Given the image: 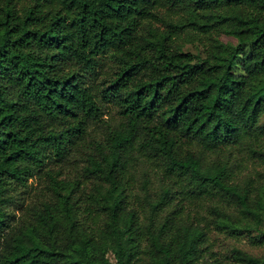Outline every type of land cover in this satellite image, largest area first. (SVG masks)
<instances>
[{
	"label": "trees",
	"instance_id": "16d2710c",
	"mask_svg": "<svg viewBox=\"0 0 264 264\" xmlns=\"http://www.w3.org/2000/svg\"><path fill=\"white\" fill-rule=\"evenodd\" d=\"M242 3L0 0V264H264L211 238L264 241V25Z\"/></svg>",
	"mask_w": 264,
	"mask_h": 264
},
{
	"label": "rangeland",
	"instance_id": "374dc122",
	"mask_svg": "<svg viewBox=\"0 0 264 264\" xmlns=\"http://www.w3.org/2000/svg\"><path fill=\"white\" fill-rule=\"evenodd\" d=\"M242 4L244 5L243 17L247 22L252 25H264L263 18L256 12V8H259L261 6V0H243ZM219 38L223 41H234L231 36L227 35L224 32H221L219 34ZM182 49L193 54L198 53L200 55H203L202 44H200L197 38H195L191 42L183 40ZM235 70H238V68H235ZM105 71H108L107 66L99 72L98 76H100V74L104 73ZM255 125L257 130L261 132L260 136L264 137V114L259 115ZM245 166V169L242 171L243 173H240L238 175V178L242 181L247 176L246 171L251 168V161L248 160L247 162H245ZM250 234L251 236L247 233H242L237 237H230L222 233L213 232L211 233V238L214 241L213 248L222 259H225L224 256L230 255L231 247L235 246L264 260V241L258 240V233L256 229H251ZM108 257L110 258V260H114L111 253H108Z\"/></svg>",
	"mask_w": 264,
	"mask_h": 264
}]
</instances>
